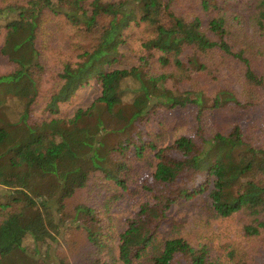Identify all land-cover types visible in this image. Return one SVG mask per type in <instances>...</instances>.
<instances>
[{
  "label": "trees",
  "instance_id": "trees-1",
  "mask_svg": "<svg viewBox=\"0 0 264 264\" xmlns=\"http://www.w3.org/2000/svg\"><path fill=\"white\" fill-rule=\"evenodd\" d=\"M0 11L14 14L0 42V264H261L264 146L241 115L264 94V0H0ZM92 81L90 104L56 115ZM225 112L228 125L209 123ZM138 173V207L115 234L107 212ZM196 205L235 221L220 252L174 227L172 208L185 222ZM71 234L80 256L53 258Z\"/></svg>",
  "mask_w": 264,
  "mask_h": 264
},
{
  "label": "rangeland",
  "instance_id": "rangeland-1",
  "mask_svg": "<svg viewBox=\"0 0 264 264\" xmlns=\"http://www.w3.org/2000/svg\"><path fill=\"white\" fill-rule=\"evenodd\" d=\"M1 12V11H0ZM1 14V13H0ZM1 16V15H0ZM13 17L14 14H11ZM10 16V17H11ZM10 17H0V42L3 37V28H1L2 23L6 20L10 19ZM57 34V35H56ZM56 35V36H55ZM55 40L53 41L57 47L64 48L67 45L63 42V32L57 31L55 34ZM58 36V37H57ZM138 38L136 34H132L130 38L129 49L137 50L138 48ZM127 60V59H124ZM10 67L7 64V61L0 55V74L6 73L9 71ZM236 91L239 90L237 85H233ZM99 95V89L94 86L93 81L86 86H82L76 93L74 97L65 102H60L58 104V112L56 115L60 116H68L73 113V111L77 107H84L91 103L95 99V97ZM193 108L188 110L189 114L193 113ZM180 115L175 114L174 118H178ZM184 120L191 121L192 115H188V119L186 116ZM183 119V118H181ZM232 118H230L229 113L217 114L213 115L209 120L211 125L217 126H226L231 122ZM242 124L246 130V137L251 144L257 146H264V94L260 99V104L256 110L251 113L241 115ZM173 124L178 125L179 121L174 120L170 121ZM168 132H165L164 138L165 141H168L167 136ZM142 176V173H138L136 176H133V181H128V186L130 187L129 192L125 193V197L115 199L111 205L110 210L107 212L109 218L107 219V224L111 227L112 231L117 234L120 230L124 228L123 218L131 215L137 207H138V197L137 192L134 187L135 180L139 181ZM0 188V192H1ZM3 192V191H2ZM87 196V191L79 192V194L75 195L73 198L69 200V205L71 206L73 203L79 200H85ZM108 196V194H107ZM105 196V197H107ZM195 209L192 212L186 213L187 219L185 222H180V219L184 216L183 210H178L177 206L173 207L172 211L175 217V226L179 228V230L183 233H188L194 240L197 241L202 238L203 242H211L212 244V253L220 252V246L222 242L226 240H233L237 238V231L235 221L214 219V217H210L209 210L207 206L201 207L196 205ZM173 217V218H174ZM210 218V219H208ZM174 223V222H173ZM208 223V224H207ZM207 224V225H206ZM165 229H169V223H167L164 227ZM83 241V238H82ZM198 242V241H197ZM25 245L30 244L29 240H25ZM81 240L78 239L76 234L69 235L65 240L60 237L59 241L55 243L51 248V253L53 258L59 259L61 257H67L70 262L74 261L76 256H80L81 249ZM223 252V251H222ZM77 257V258H78ZM261 264H264V249L260 257L258 258Z\"/></svg>",
  "mask_w": 264,
  "mask_h": 264
}]
</instances>
